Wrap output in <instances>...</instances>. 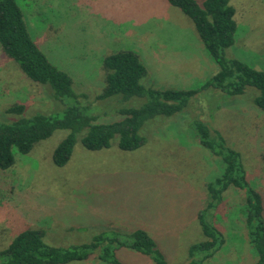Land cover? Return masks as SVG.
<instances>
[{"label": "rangeland", "instance_id": "obj_1", "mask_svg": "<svg viewBox=\"0 0 264 264\" xmlns=\"http://www.w3.org/2000/svg\"><path fill=\"white\" fill-rule=\"evenodd\" d=\"M17 1L33 38L71 75L80 97L55 98L44 88L48 84L33 83L0 47V122L20 117L7 111L16 102L26 105L24 116H62L69 104L77 103L97 122L122 118L120 109L139 106L146 97L98 98L105 87L103 58L121 50L140 55L148 69V77L142 78L147 86L191 88L219 70L201 39L192 35L190 17L167 0ZM162 3L172 7L169 18L160 11ZM230 3L236 9L238 34L248 31L237 37L227 54L262 69L264 0ZM195 53L198 62L183 68ZM30 84L38 96L29 93ZM258 93L253 86L240 95L204 89L182 111L146 120L140 128L145 140L133 150L119 148L118 134L110 147L91 150L79 134L64 166L54 164L52 153L69 130L56 129L30 152L17 153L13 167L0 169V249L28 227L44 229L45 241L57 246L89 242L110 228H143L170 264H187L189 246L205 238L197 213L208 196L206 184L220 173L215 155L200 143L193 122L200 118L217 129L241 153L251 182L259 187L264 184V111L254 102ZM225 194L229 210L218 221L226 242L202 264H254L258 254L246 230L243 196L236 189ZM117 256L123 264H158L128 247L119 248Z\"/></svg>", "mask_w": 264, "mask_h": 264}, {"label": "trees", "instance_id": "obj_2", "mask_svg": "<svg viewBox=\"0 0 264 264\" xmlns=\"http://www.w3.org/2000/svg\"><path fill=\"white\" fill-rule=\"evenodd\" d=\"M167 1L190 17L207 54L219 65V70L191 88L147 86L142 83V78L148 77V69L137 51L108 54L103 58L105 87L98 98L121 94L123 101L132 96H145L146 101L139 106L120 109L122 118L110 122H97L95 115L86 113L77 103L69 104L62 116L46 113L24 116L26 105L13 103L7 111L20 117L12 122H0V169L13 167L17 153L30 152L37 142L50 137L56 129L69 130L53 150L52 159L57 166H64L70 160L79 134L82 144L91 150L110 147L116 134L119 135V148L136 149L145 140L140 128L146 120L182 111L193 96L210 87L240 95L253 86L259 90L254 102L264 111V67L258 69L227 54L240 36L234 16L236 9L230 0ZM25 16L17 0H0V47L3 52L18 63L33 83L48 84L44 88L52 91L55 98L78 100L80 94L73 88L71 75L53 63L39 47ZM28 91L38 96L31 84ZM193 127L200 143L215 155L214 162L220 173L206 184L208 196L197 213L205 238L189 246L187 264H202L225 244V230L218 217L224 219L229 210L230 192L229 196L225 193L231 189L243 196L246 230L258 254L254 264H264V184L257 187L251 182L241 153L217 129L200 118L194 120ZM121 247L149 255L158 264H170L156 239L143 228L131 231L110 228L89 242L57 246L45 241V230L39 227L19 231L6 247L0 249V264H70L94 259L107 264H123L117 256Z\"/></svg>", "mask_w": 264, "mask_h": 264}, {"label": "crops", "instance_id": "obj_3", "mask_svg": "<svg viewBox=\"0 0 264 264\" xmlns=\"http://www.w3.org/2000/svg\"><path fill=\"white\" fill-rule=\"evenodd\" d=\"M200 1V0H199ZM203 1V0H202ZM202 1H200V2H202ZM159 5H161L160 7V11L164 14V16L166 15L167 16V18H169L170 17V13L169 12H167L168 10H171L172 9V7L170 8V6L167 4V6H165V3H162V4H159ZM188 27L191 29V31H192V33H194V34H192V35H194L195 37H196V39H200L199 38V36H198V34H197V32H196V30H195V27H194V24H190V25H188ZM194 31V32H193ZM248 30H246V31H241V33H240V36H242V35H244L246 32H247ZM201 41V40H200ZM200 45L202 46V47H204V45L200 42ZM194 57H190L189 58V61H187V62H184V64L182 65L183 66V68H188L189 69V66H190V62H193V61H197L198 62V60H199V56L195 53L194 55H193ZM203 59V58H202ZM70 264H107V263H104V262H102V261H100V260H96V259H94V260H87V261H85V262H73V263H70Z\"/></svg>", "mask_w": 264, "mask_h": 264}]
</instances>
